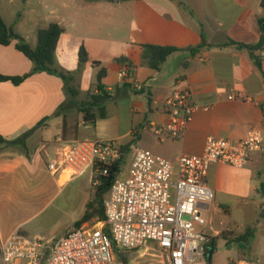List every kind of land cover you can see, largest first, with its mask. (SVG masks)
<instances>
[{
  "label": "crops",
  "instance_id": "0c3cea01",
  "mask_svg": "<svg viewBox=\"0 0 264 264\" xmlns=\"http://www.w3.org/2000/svg\"><path fill=\"white\" fill-rule=\"evenodd\" d=\"M22 1L29 5L30 0ZM36 1L43 4V0ZM183 1L194 11V16L177 0H53L55 20L52 22L64 27L56 50L58 65L66 71H76L80 48L84 46L88 52L89 61L76 82L81 91L78 98L70 96L59 75L35 71V64L16 48L15 42L0 45V73L27 76L19 84L0 81V143L8 142L0 147V249L17 231L36 236L39 228L28 225L29 221L53 206L67 190L69 199L72 196L69 188L76 179L82 180L79 188H89L90 196L84 199L73 223L84 215L93 197V171L63 181L67 175L55 176L47 166L64 145L85 139L114 141L120 146L133 141L134 152L148 148L175 161L181 154H203L209 136L240 141L252 130L264 135V58H261L264 47L257 52L261 68L246 49L235 46H212L196 53L187 50L201 42L200 22L210 44L223 43L229 38L247 44L259 43L264 36L258 22L264 17L261 0ZM16 2L0 0V13L9 26L36 47L38 30L51 22L26 29L18 21L22 15L12 9ZM112 3L125 5V26L104 24V14L117 11ZM145 44L181 50L170 55L157 70L140 66ZM120 57L138 65L130 73L133 82L126 83L128 86L120 77L122 70L127 71L125 65L116 61ZM94 61L100 62V67H94ZM101 67L107 70L103 79L105 89L112 93L115 88L121 89L105 103L107 117L90 125L83 120L77 104L85 93L94 89ZM176 87H189L199 109L180 137L167 132L157 135L154 126L163 127L170 122L164 102ZM28 133V153L10 144ZM262 182L264 153L251 154L243 167L212 164L207 183L213 190L210 205L213 218L219 219L222 209L232 216V206L243 208L241 217L245 218L244 208L249 201L259 199L260 205L264 202ZM54 209L55 214L64 211L62 207ZM235 215L240 217L238 212ZM224 223L220 222L221 230L228 231ZM233 223L238 230L237 234L230 230L234 237L243 234L247 227L253 228L246 222L233 220ZM256 224L264 247V212ZM219 232L214 229L215 237ZM257 238L254 227L249 244L255 246ZM247 260H264V255L263 259ZM0 264H3L1 253Z\"/></svg>",
  "mask_w": 264,
  "mask_h": 264
},
{
  "label": "built area",
  "instance_id": "2783aa9c",
  "mask_svg": "<svg viewBox=\"0 0 264 264\" xmlns=\"http://www.w3.org/2000/svg\"><path fill=\"white\" fill-rule=\"evenodd\" d=\"M120 77L133 82L126 70ZM198 109L191 89L176 87L164 102L170 122L154 126V132L180 137ZM257 152L264 153V135L255 130L240 141L209 136L203 154H181L175 161L138 148L128 173L117 176L104 199L105 219L74 227L52 242L17 231L1 246L3 264H209L215 238L205 231L203 215L213 201L209 169L214 163L243 167ZM121 156L114 141L85 139L61 147L47 166L53 175L67 179L92 170L99 184V175L107 174ZM259 210L264 212V202Z\"/></svg>",
  "mask_w": 264,
  "mask_h": 264
},
{
  "label": "trees",
  "instance_id": "16d2710c",
  "mask_svg": "<svg viewBox=\"0 0 264 264\" xmlns=\"http://www.w3.org/2000/svg\"><path fill=\"white\" fill-rule=\"evenodd\" d=\"M178 4L191 16H194V11L187 6V4L183 0H177ZM261 6L264 8V0H261ZM260 30L264 33V17L258 19ZM201 27V42L199 45L195 47H190L187 50L196 53L201 51L203 48L218 46H235L238 49H246L251 58L254 60L255 64L261 68V58L258 56L257 52L262 51L264 47V36H262L261 41L257 44H247L244 42H238L233 39H227V41L219 44H210L207 40V35L204 29V25L200 22ZM64 32V27L61 26L57 22H51L47 27L40 28L37 32V45L36 47H32L28 41L21 36L19 33L15 31L12 26H9L5 20L3 19L0 13V45L8 46L11 43L15 42L16 48L21 51L26 57H28L35 64V71H44L51 74L59 75L67 85L69 94L71 97L78 98L81 95V91L77 85L78 76L82 73L85 64L89 61V56L86 48L82 46L79 51V66L76 71H66L62 69L57 62L56 58V50L58 47V43L62 33ZM142 57L140 66H148L151 69H160L163 63L168 59L170 55L175 52L180 51L181 49L173 46H161V45H153V44H145L142 45ZM116 61L127 67V72L130 74L133 72L138 65L131 62L126 57L117 58ZM100 62L94 61V67H100ZM107 75V70L104 67H101L96 76V82L94 84V89L88 91L84 94L82 100H80L77 104L79 111L82 114L83 120L90 125H95L96 121L100 118L107 117V109L105 103L114 98L119 90V88H115L114 95L112 92H109L105 89L103 84V79ZM27 76H6L0 73V81H11L14 84H19ZM126 86H128L124 82ZM28 134L21 136L10 144L16 147H19L24 152L28 153L29 149L27 146V138ZM0 140H2L0 138ZM133 141L129 142L126 145L121 146L122 156L121 158L108 166L107 174L99 175V184H96L95 190V198L90 201L86 206V211L82 218L76 222L77 226L84 221L94 217L96 214L98 217L103 220L105 219V211H104V199L108 194L112 183L117 178V176L121 173V166L123 164V160L125 158V154L131 149ZM101 172L103 171V167L100 168ZM261 192L264 194V182L261 184L260 188ZM218 237L213 238L211 242L212 255L216 250V239ZM253 238V229L251 227H247L245 232L235 239L237 241H244L249 243ZM211 264V261L209 262Z\"/></svg>",
  "mask_w": 264,
  "mask_h": 264
},
{
  "label": "rangeland",
  "instance_id": "374dc122",
  "mask_svg": "<svg viewBox=\"0 0 264 264\" xmlns=\"http://www.w3.org/2000/svg\"><path fill=\"white\" fill-rule=\"evenodd\" d=\"M110 1L112 2L115 0H110ZM53 6H54L53 0H43L42 5L40 2H37L36 0H30L29 5H26L22 0H17L15 6H12V9L13 11H17L18 13H20V15H22L21 18H18V21L20 20L21 21L20 25L24 26L27 29L29 28V26H38V25L47 26L50 22L54 21L55 17L52 12ZM111 6L115 8L117 11H114L113 13L109 11L108 13H105L104 24L108 26H113V24L115 25L118 24L119 26H125V22L127 19L125 5H114L112 3ZM118 8H121V10L119 11ZM6 16L8 18L7 14ZM151 151L157 154L153 150ZM134 155H135L134 149H130L125 154V158L121 166V173L119 174V176L122 177L124 176L125 173H128ZM92 176H93V180H92L93 197L91 201L94 200L95 198V190H96L95 174L93 173ZM81 181L82 180L80 179L78 180L76 179L73 182V184H71L69 189H71L72 196L69 199H67L69 192V190H67L65 194H63L57 199V201L53 206L51 205L48 206V208H46L43 211L44 213L39 214L37 217L32 218L29 221L28 225H34L39 228L38 230L39 233L36 234V236L43 238L45 242H52L54 240H57L59 237H61L65 233V231L67 232L74 227H80L83 225L92 226L98 220H100V218L96 214L94 217L88 219L87 221L82 222L80 226H77L76 223H73L75 219L74 215L76 214V212L77 214L79 213L78 211H80V207L84 199L85 198L88 199V197L90 196L89 188H79V184ZM73 195L74 198H72ZM55 207L64 208L63 213L55 214L54 213ZM259 208H260L259 199H256L253 201H249V204L246 206V208H244L246 212L244 216L245 218L241 217L242 216L241 211L243 208L241 209L238 206H234V207L232 206V210H233L232 216H229L227 210L222 209L220 217L219 219L217 218V220L213 218L214 210L212 207H210L209 211L203 212V215L207 220L205 231L212 232L214 234V229L220 230L219 234L217 235L218 238L216 239V250L213 255L209 256V260L211 261V264H234L233 261H238L241 259H252V260H257L258 258L263 259L264 247L260 237L261 236L260 227L256 226L257 221L260 219ZM236 212L240 213L241 218L235 215ZM223 218H225V220H223ZM233 220H238L239 222H246L253 227L252 228L253 230L255 227L258 236L257 240L254 243L255 246L249 244L251 243L253 238L249 243H246L244 241H237L235 239L237 236L234 237L235 235L232 234L231 231H234L235 234H237L238 230L234 226L235 224L233 223ZM221 221L225 222L223 226L225 227L224 229H229L228 231H222L223 229L221 230L222 228V225L220 224Z\"/></svg>",
  "mask_w": 264,
  "mask_h": 264
},
{
  "label": "water",
  "instance_id": "95a60500",
  "mask_svg": "<svg viewBox=\"0 0 264 264\" xmlns=\"http://www.w3.org/2000/svg\"><path fill=\"white\" fill-rule=\"evenodd\" d=\"M8 145V142H1L0 143V147H2V146H7ZM210 255H212V249L210 250V254H209V256Z\"/></svg>",
  "mask_w": 264,
  "mask_h": 264
},
{
  "label": "bare ground",
  "instance_id": "6f19581e",
  "mask_svg": "<svg viewBox=\"0 0 264 264\" xmlns=\"http://www.w3.org/2000/svg\"><path fill=\"white\" fill-rule=\"evenodd\" d=\"M67 178H68V177H67V176H65V177H64V179H63V181H65Z\"/></svg>",
  "mask_w": 264,
  "mask_h": 264
}]
</instances>
